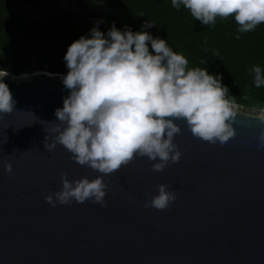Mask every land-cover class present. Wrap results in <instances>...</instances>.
Here are the masks:
<instances>
[{
  "label": "water",
  "instance_id": "1",
  "mask_svg": "<svg viewBox=\"0 0 264 264\" xmlns=\"http://www.w3.org/2000/svg\"><path fill=\"white\" fill-rule=\"evenodd\" d=\"M103 6L98 0V9ZM48 75L3 78L15 105L0 114V264H264L259 116L238 111L236 136L223 146L195 138L175 121L182 132L174 140L182 153L178 163L155 172L153 161L138 157L104 177L105 206H53L45 196L61 189L62 173L69 180L99 173L77 164L59 144L45 149L51 127L45 122L56 121L55 109L69 94L62 80ZM159 184L177 199L165 210L144 207Z\"/></svg>",
  "mask_w": 264,
  "mask_h": 264
},
{
  "label": "clouds",
  "instance_id": "2",
  "mask_svg": "<svg viewBox=\"0 0 264 264\" xmlns=\"http://www.w3.org/2000/svg\"><path fill=\"white\" fill-rule=\"evenodd\" d=\"M171 5L183 6L205 26L232 17L238 33L264 24V0H171ZM153 25L146 21L142 29ZM64 61L68 71L61 80L69 94L55 109L56 121L45 122L51 127L44 147L51 152L57 144L63 146L77 164L99 175L69 180L62 173L61 189L45 196L53 206L73 201L105 206L104 177L138 157L153 161L155 172L178 163L182 153L174 140L182 132L175 121H183L195 138L211 145L223 146L236 136L233 124L239 105L221 77L202 67L189 68L183 54L147 31L133 32L127 26L121 31L114 22L106 34L93 27L90 36L68 46ZM249 71L254 86H264L261 66L253 65ZM7 75L6 71L0 74V114L12 113L15 105L3 82ZM258 111L264 124V107ZM49 134L51 140L46 142ZM257 141V147L264 149V128ZM4 168L11 173V163L5 161ZM156 189L144 207L165 210L177 199L176 191H169L166 184Z\"/></svg>",
  "mask_w": 264,
  "mask_h": 264
},
{
  "label": "trees",
  "instance_id": "3",
  "mask_svg": "<svg viewBox=\"0 0 264 264\" xmlns=\"http://www.w3.org/2000/svg\"><path fill=\"white\" fill-rule=\"evenodd\" d=\"M48 1L0 0V72L66 74L64 61L34 59L35 44L68 47L81 36H90L93 27L106 34L114 22L118 30L127 26L133 32L144 30L164 39L173 51L185 56L189 68L202 67L219 75L239 106L256 111L264 107V86L256 88L249 71L253 65L264 70V24L247 33L237 32L232 17L217 18L215 25L205 26L183 6L173 8L171 0H100L109 12L53 13L37 22L19 8L26 4L40 11ZM146 21L154 25L142 29Z\"/></svg>",
  "mask_w": 264,
  "mask_h": 264
},
{
  "label": "rangeland",
  "instance_id": "4",
  "mask_svg": "<svg viewBox=\"0 0 264 264\" xmlns=\"http://www.w3.org/2000/svg\"><path fill=\"white\" fill-rule=\"evenodd\" d=\"M98 1V0H97ZM19 8H22L23 11L31 18H33V21L37 22L41 19H44L45 17H48L49 15L56 13V12H71V6L69 2H66V0H51L50 2L46 3V6L40 10L35 11L31 9L29 6L24 5ZM87 12H97L96 9H91ZM99 12H109V10L103 6ZM36 53L34 54V59H48L52 61H64V56L66 54L68 47H55L50 48L49 46H45L44 42H39L35 44ZM65 62V61H64ZM50 74V73H49ZM32 74H22V75H10L8 74L6 76L7 79L18 82L19 80H30ZM66 74H51V77H55L57 79L61 80V77ZM23 77L25 79H23ZM238 111L244 112L246 114L260 116L259 111H254L253 109L246 108L243 106H239Z\"/></svg>",
  "mask_w": 264,
  "mask_h": 264
},
{
  "label": "flooded vegetation",
  "instance_id": "5",
  "mask_svg": "<svg viewBox=\"0 0 264 264\" xmlns=\"http://www.w3.org/2000/svg\"><path fill=\"white\" fill-rule=\"evenodd\" d=\"M50 1H48V2H50ZM66 2H69L70 6H71V13H75V14L87 13V11H81L80 10L83 7H85L86 5L90 6L92 9H96L97 12H99L101 9V8L98 9V1L97 0H66ZM21 6H24V5H21ZM61 12H56V13H61ZM31 19L33 20V18H31Z\"/></svg>",
  "mask_w": 264,
  "mask_h": 264
},
{
  "label": "bare ground",
  "instance_id": "6",
  "mask_svg": "<svg viewBox=\"0 0 264 264\" xmlns=\"http://www.w3.org/2000/svg\"><path fill=\"white\" fill-rule=\"evenodd\" d=\"M48 76H50L51 77V75L49 74ZM23 79H25L24 77H23Z\"/></svg>",
  "mask_w": 264,
  "mask_h": 264
}]
</instances>
